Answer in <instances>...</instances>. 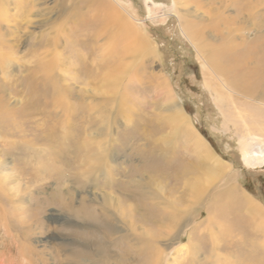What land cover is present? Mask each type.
Segmentation results:
<instances>
[{
  "label": "rangeland",
  "instance_id": "374dc122",
  "mask_svg": "<svg viewBox=\"0 0 264 264\" xmlns=\"http://www.w3.org/2000/svg\"><path fill=\"white\" fill-rule=\"evenodd\" d=\"M29 1L32 0L11 2L0 24V33H3L0 45L7 43L0 49L4 53L0 57V101L7 109L0 113V208H5L6 216L2 219L0 214V264H24L19 248L25 244L40 252L41 258H35L38 264H42V259L47 264H60L59 260L70 253L66 247L75 238L72 232L78 227L85 230L86 226L74 210L47 203L57 191L62 194V190H68L73 194L74 209L79 207L82 197L88 199L94 193L98 201L113 212L119 191L107 185V181L114 175L120 177L119 171L132 170L140 163L143 165L141 161L146 160V156L156 155L161 163L201 158V153L193 149L192 142L186 137L185 128L190 129L188 123L181 120L177 124L172 120L175 103L184 108L200 136L225 161V170L208 187L203 183L199 185L203 195L197 203L182 200L185 190L179 180L156 179L148 170L138 172L136 176L144 180L145 190L151 191L157 206L166 211H188L185 226L174 244L170 243L168 224L165 229L151 224L144 226V230H154L152 236H144L162 247L166 254L164 264H246L247 261L251 264L249 254L256 248H264V229L259 230L262 234L250 235L255 244L241 249L240 232L227 233L228 228L235 225L233 216L228 217L226 225L220 224L223 214H209L207 205L216 207V197L230 193L238 200L248 202L246 194L263 209L264 168L252 169L244 164L239 145L244 132L235 126V118H228L223 113L216 101L217 93L212 85H207L202 66L204 60L182 32L175 15L178 6L175 1L114 2L127 8L132 25L148 41L144 53H135L138 61L127 67L128 61L137 58H122L118 60L121 68L117 64L110 67L114 72L108 67L111 62L104 60L113 49L111 37L104 34L88 47L78 42L87 35L92 39L89 30L76 28L79 14L95 15L91 0H81L78 7L73 6L72 0H37L34 7ZM51 54L59 60H45ZM49 67L60 91L69 99L70 107L74 105V111H65L60 103L49 105L46 112L42 107L28 106L29 101L32 104L42 100L39 92L43 89L45 69ZM94 72L98 73L94 75ZM111 74H115L112 88L106 85ZM34 87L38 89L36 95L30 91ZM91 102L110 110L111 123L102 118L106 110L99 112L85 107ZM44 124L55 129L59 127V131L67 133L73 140L85 143L98 139L100 129L106 128L107 134L100 138L112 143L111 155L114 153L115 156L109 157L105 166L111 173L107 169L97 173L92 178L96 183H90L87 165L82 167L73 161L77 157L75 151L64 155V146L56 148L59 153L55 149L59 145L57 137H51L52 141L45 139ZM31 126L33 131L29 132ZM84 181L87 186L80 188L79 183ZM95 205L100 207L97 202ZM243 209L236 206L234 211L242 212ZM252 213L251 216L259 217L260 221L261 213ZM33 215L36 222L32 235L26 234V240L25 235L16 230L10 231L11 234L7 232L3 220L22 225ZM135 232L143 234L141 226ZM135 237L128 232L129 241ZM114 251L118 253L119 250Z\"/></svg>",
  "mask_w": 264,
  "mask_h": 264
},
{
  "label": "bare ground",
  "instance_id": "6f19581e",
  "mask_svg": "<svg viewBox=\"0 0 264 264\" xmlns=\"http://www.w3.org/2000/svg\"><path fill=\"white\" fill-rule=\"evenodd\" d=\"M13 1L23 2V0H0V17H2L0 18V24L5 19L3 16L5 17L4 14L7 13L9 4ZM32 1H29V4H33V7L36 6L37 0ZM80 1L72 0L73 6L78 7L81 3ZM115 1L91 0L94 4L95 15L86 16L85 14H79L76 26L79 31L89 30L91 34L90 38L92 39H88V35L83 40L76 39L81 46L88 47L92 41L99 40L104 34L111 37L113 49L107 53L104 59L111 62L108 65L109 69L116 64L118 68H121L118 60L122 58L132 59L131 57H136V60L134 58V60H131L130 63L128 61L126 64L127 67L133 65L139 60L135 53L142 54L145 52L144 50L148 49L147 38L132 25L130 21L132 16L129 15L127 8L120 3L116 4V6L114 4ZM174 1L178 5L175 15L178 18L182 32L197 48L199 56L204 60L202 66L206 74L207 85L213 86L215 94L217 93L218 99L216 101L223 113L228 118H235V126L241 127L244 132L239 141L244 164L252 169L264 168V0ZM64 3L63 5L66 6V2ZM24 12H26L25 7ZM239 34L240 36H238ZM251 34H254L253 37ZM2 36L3 33H0L1 42H3ZM2 45L5 47L7 43ZM2 45H0L1 50L3 48ZM2 52L0 51V57L4 54ZM82 58L85 59L84 56ZM45 60H59V58L55 54H51ZM110 70L113 71V69ZM45 72L43 89L42 92H39L42 100L33 101L34 103L32 104L29 101L28 106L33 109H36L37 106L38 108L42 107L46 112L49 105L51 107L54 103V106H58L60 103L65 111H74L75 109H72L74 105L70 107L69 99L60 91L59 85L53 79L51 68H46ZM97 73L94 72V75ZM114 75H109L110 78L106 82V85L110 88L115 85ZM30 91H33V95H36L38 89L35 88L33 90L32 88L31 90L30 88ZM2 103L0 101V113L7 111ZM98 104L91 102L85 107L99 112L100 110L108 109ZM32 111L31 113H34V110ZM172 111L176 118L172 119L175 123L178 124L181 120H185L188 123L190 129L185 128L186 137L188 141L192 142L193 149L201 153V158L197 159V161L189 157L169 163H161V159L156 155L146 156V160L142 159L141 161L143 165L140 163L139 166L132 167L133 169H129V171L124 168L118 173L120 177H115L114 175V178L111 177L109 181L106 179L107 185L119 191V197L115 198L116 209L114 211L116 212L108 210L104 203L98 201L94 193L88 199L82 197L79 201V207L74 209L72 208L73 194L68 190H62L64 194H67L64 196L63 193L61 194L57 191L56 196H51L50 201L48 200L47 203H57L64 209L74 210L77 216L80 217L81 222L86 226L85 230L78 227V230L70 231L75 238L67 247L62 245L70 253L64 259L59 260L60 264L165 263L166 254L161 249L162 247L156 246L153 241L148 239L149 237H145L147 235L152 236L154 230H144L143 227L149 224L157 225L164 229L167 227L170 243L174 244L180 230L185 226V216H187L188 211L178 212L177 209L166 211L165 208L157 206L151 191L145 190L144 180L139 176L137 177L136 174L138 175V172L148 170L155 174L156 179L163 178L169 181L177 179L185 190L182 200L186 199L192 203H197L203 195V190L199 188V185L203 183L208 187L225 170V161L200 136L192 118L186 114L184 108L180 104L175 103ZM105 114L107 115L105 116ZM110 116V110H106L102 118L111 123L109 120ZM32 128L33 126H31L29 132L33 131ZM57 128L59 127L55 129L50 124H44L45 139L52 141L51 137H57L59 145L55 149L59 148V146L66 147L64 155H69L71 151H75L77 157L73 161L80 163L82 167L87 165L90 170L89 182L95 184L96 182L92 178L97 173L106 172L107 168L105 166L109 157L114 155V153L111 155L110 145L112 143L107 139L102 140L100 138L105 133L107 134L106 128L100 129L97 141L91 140L86 141V143L85 141L73 140V137L71 138L67 133H62L63 131H59ZM192 144L190 145L192 146ZM71 148L74 150H71ZM51 149H53L52 146ZM56 150L59 152V149ZM163 152L166 153L165 150ZM131 154L133 155V153ZM131 154L130 156H132ZM0 165L2 164L0 163ZM107 171H109V174L111 173L110 170L107 169ZM79 184H81L80 188L87 186L86 181ZM233 191L234 189H231V192ZM245 196L249 199L248 202L238 200L231 193L229 195H218L214 200L215 204L217 203L216 207L212 206L210 208V205H207L209 214L211 212L223 214L220 224L226 225V222H229L227 221L229 220L228 217L233 216L234 220H236L235 222L233 221L236 226L231 225L227 233L233 235L237 230L240 232L238 233V241H240L241 249H245L249 244H255L256 241L254 242V239L251 240L250 235L257 236L259 230L264 229V207L261 209L259 205L256 206L253 203L254 200H252L253 202L250 200L248 195L245 194ZM39 202L41 201L39 200ZM96 202L100 204V207L95 205ZM236 206L244 207L245 209L242 212L238 211V213L234 211ZM4 210L5 208H0L2 219L6 217L4 216ZM252 212H257L259 215L261 213L260 221L258 220L259 217L257 219L251 216L253 215ZM35 220L36 218L33 215L32 219L22 225L20 223L17 224V222H10L9 219L3 220V223L8 233L16 230L24 234V239L26 240V234L32 235L31 232L36 222ZM166 224L168 225L166 226ZM138 226H141L143 234L135 232L138 230ZM128 232L130 235L134 234L137 237L133 238V243L131 240L129 241ZM259 234H262V232H259ZM179 240H181V237ZM19 249H21L19 256L22 257L24 264H38L35 258L36 256L41 258L39 256L40 252L35 251L28 244L22 245ZM114 249L116 251L118 249V253ZM263 250L260 247L256 248L249 254V257L247 256L251 264H264ZM247 257L246 259L248 260ZM41 261L42 264H47L45 259ZM247 262L246 264H249Z\"/></svg>",
  "mask_w": 264,
  "mask_h": 264
}]
</instances>
